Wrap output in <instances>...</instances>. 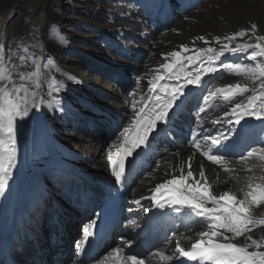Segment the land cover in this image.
Segmentation results:
<instances>
[{
  "label": "snow or ice",
  "instance_id": "obj_1",
  "mask_svg": "<svg viewBox=\"0 0 264 264\" xmlns=\"http://www.w3.org/2000/svg\"><path fill=\"white\" fill-rule=\"evenodd\" d=\"M55 35L60 43H67L58 33ZM244 37L248 39L238 42V38ZM196 39L208 46L191 49L181 45L180 51L168 53L165 62L153 70L155 74L148 81L147 93L141 95L139 100L132 101L133 115L128 125L119 131L109 145L107 160L111 175L115 184L123 187L127 167L134 165L141 153L147 155L161 134L167 133L172 119L178 115L187 96L191 95L192 89L188 86L199 87L204 76L216 73L221 68L250 81L251 86L249 83L236 82L216 87L203 96L207 103L216 97L231 101L236 96L250 93L246 100L236 103L225 113L226 119L211 122L214 126L226 123L238 125L239 128H229L227 134L220 131L217 135H194L191 146L195 151L186 162L179 165V174H175L176 166L166 161L168 168L164 174L171 175V178L157 184L150 190V196L141 199H148L152 207L165 210L157 213L158 216L169 215L167 210L179 214L177 218L187 216L190 222L185 225L186 228L205 226L206 230L198 233L199 238L187 250L181 247L177 239L172 254L164 251L156 253L164 264H172L174 257L184 258L180 264H264V218L258 219L252 214L253 208L264 205V174L248 176L244 187L239 189L241 196L233 191L216 194L212 191L213 185L208 181L203 163L199 165L198 173H194L192 165L193 156L199 153L213 165L220 166L225 173L234 172V168L227 166L228 161L220 154V150L236 148L245 139L248 128L246 117L264 120V34H257V24L251 23L248 28L214 37L219 49L210 46L209 39L204 36ZM225 53L243 54L242 61L214 66ZM46 60L47 63L41 65L39 57L29 53L28 47L13 50L11 47L6 49L0 43V195L5 194L9 181L14 177L18 137L26 119L32 118L42 104L51 108L55 103L57 110L64 111L60 101L46 102L41 97V69L55 68L56 72L61 71L50 55ZM64 76L68 81L79 83L74 75L65 72ZM181 80L184 82L181 83ZM47 87L48 95L51 96L53 91H61L63 84L57 85L53 77L48 80ZM130 95L135 97L136 93ZM205 111L203 106L199 108L200 113ZM249 159L259 160L264 166V147L252 148L240 156L241 161ZM161 167V164L156 165L157 170ZM254 167H248L245 171L251 173ZM134 203L143 207L141 200ZM149 211L151 208H144L145 213ZM132 223L135 228H141L136 221ZM152 224L153 217H147L143 227L147 230ZM95 226L96 221L93 220L84 228L83 239L77 248L94 235ZM257 229L260 230L259 235ZM172 235L175 238L177 234L173 232ZM130 247L131 241L125 240L97 260L96 264H149L138 254L125 252V248Z\"/></svg>",
  "mask_w": 264,
  "mask_h": 264
},
{
  "label": "rangeland",
  "instance_id": "obj_2",
  "mask_svg": "<svg viewBox=\"0 0 264 264\" xmlns=\"http://www.w3.org/2000/svg\"><path fill=\"white\" fill-rule=\"evenodd\" d=\"M141 1L142 0H0V43L4 44L6 49L11 47L13 50H16L17 48L25 46L28 47L29 53H34L35 56L39 57L41 65L47 63L46 57L50 55L55 65L61 69L60 72H56L55 68L41 69L42 88L40 89V92L42 99L46 102L48 97H50L49 99H52L51 96L48 95L49 89L47 85L49 79L54 77L57 85L63 84V87L70 85L69 93L66 94L65 102L62 104L64 111L69 115L66 119L67 121H63L55 116L49 119V117L45 115L47 107L42 104L40 110L35 114L33 127L39 131V135L41 134L42 137L44 136L48 139L49 142L47 143V147L51 146L52 143L65 147L68 152L75 156L72 158L75 163L84 165V162L87 159L86 155L85 158L81 155V147L76 142L78 136L87 137V140L95 144L90 156L92 159L90 160L94 162L107 160L109 145L116 139L119 131L128 125L129 120L133 115V109L131 107L132 101L134 99L139 100L141 95L147 93L149 86L148 81L151 76L155 74L153 70L158 69L159 65L165 62V56L168 53L177 51L179 45L182 42H186V38L188 37L191 28L201 27L206 31L208 29L213 30V27H216V24L219 22V27L217 26L218 29L223 25V30H229L232 21L235 19H233L235 14L232 12L234 8L238 9L240 7L241 10L242 8H249L251 13L248 17L250 19H253L258 15L260 11H264V0H201L198 4V1L194 0L192 3L194 8L190 9L188 14H182L184 13L183 3L178 2V0H171L168 4L169 15H165V18L163 19V22L166 25L161 24V29L163 26H167L168 31L160 34H152V37L149 36L148 41L145 43L146 45H144L145 49L143 47L142 50H136L133 48L137 46L139 40L134 36V33L136 32L137 34L139 28L132 25L133 23L130 21V17H132L134 13L132 14L129 12V5H134L138 7V10H141ZM185 5L187 8L188 3L185 2ZM180 7H182V9H180ZM157 9L158 8H154V10L151 12L149 11L148 14L145 13L149 18L148 25L146 26L152 30H154L155 26L159 24L157 23V15L159 12ZM157 28L159 27L157 26ZM111 32H115L118 36L115 42L116 44L109 43L106 40V34L108 33L109 36L113 37V40H115L114 37H117ZM55 33H58L59 37L66 39L67 43H60ZM101 35H104V41ZM116 47L118 48L116 49ZM130 48L132 51L128 52ZM185 54L188 55L190 53H184L183 55ZM119 57H121L122 60L129 61V63H127L128 65H118ZM89 58L92 59L93 63L90 62ZM220 63L217 60L216 65L214 66H218ZM65 72L74 75L77 81H82V84L68 81L66 76H64ZM97 73H102V75L100 76ZM114 73H119L122 76L119 74L114 75ZM85 75L87 76L86 78H81V76L84 77ZM111 75L112 79L118 77V83L115 84L113 80L112 82L114 84H111L110 79L106 81ZM238 80H243L251 86L250 81H246L241 76L230 74L228 71L227 73L223 72V75L214 79V81L209 83L205 89L208 94L209 90H214L216 87H220L225 83ZM124 82L127 83L125 91L121 89ZM80 85L82 87H80ZM74 87L77 89L74 90ZM62 90L63 88L61 89V92ZM118 91V95H115ZM53 93H55V91H53ZM130 93H136L135 97L130 95ZM101 94L106 95L107 98L109 97V100L105 102L108 106L104 105L105 103L102 101H99V95ZM247 95H250V93H246L243 96H237L235 99L228 102V106L243 99L246 100ZM80 97H84V99ZM112 97H114L115 100H112ZM66 100L70 101L72 104L69 105ZM219 101L223 104L225 102L223 99H220ZM120 102L121 104L124 102L123 104L127 109H123ZM119 105L120 107H118ZM117 107L120 111L124 112V115L120 111L114 109ZM217 108L215 106L213 107V112L216 113L214 118L223 114L220 118V120L223 121L226 119L225 113L227 110H221L224 109L223 107ZM51 109L52 111H55L53 105ZM96 115H101V118ZM37 117H39V119H37ZM227 118L230 119L229 117ZM95 122L102 126H110V123L117 122V125H115V131L112 133L114 139L113 137H105L104 132V135L99 137V139H103L104 136V144L101 142L98 143V139L96 138V135H98V125L96 126ZM221 124L224 125V129L233 127L231 124ZM217 129H219L218 126L216 128H209L210 132L205 131L202 133L205 135L211 133L213 135ZM106 130L108 131L109 129L106 128ZM190 135H192V133ZM263 139L264 131L261 132L260 135V140ZM106 140H109L110 143L107 141L108 144H106ZM158 143L159 145H157L155 149H160V152L157 154L153 151L158 155L157 161L154 163L151 170L145 173V175H142V177H138L136 181L132 183L130 190L131 195L134 194L136 197L140 198L144 196L147 197V194L150 192L149 188L154 189L155 186L161 183L162 179L167 176L164 174L165 170L168 168L167 162H169V160L167 156L169 153H174L175 149H173L174 147L169 146L166 147L168 150L167 152H162V146L164 145L161 141ZM176 144L178 143H175L177 148L178 145ZM257 144L258 142L255 140L251 146ZM97 150L98 153H95ZM38 152H41L42 154L43 152L47 153L48 150L40 149ZM153 152L151 153L154 154ZM147 155L143 156L141 159L145 158L146 161ZM145 161H136L134 164L137 166L136 168H139V165H144ZM39 162L40 161L35 162V164H38ZM157 164L162 165L159 170L156 168ZM134 172L135 170L129 173L127 186L130 183L129 180L132 178ZM52 175L58 176L57 173H51V171L44 172L42 180L45 182V187L47 185L49 188L55 186L54 183L48 184L51 177L54 178ZM72 176L73 178L71 179H73V181H71V183L74 182V184L70 185V187H66V190L60 189L59 192H54L52 197L63 198L65 193L69 194V196L71 193L75 195L76 201L73 202V209L80 214L75 220V225L78 226V221L82 224H80L79 227H76L79 229V237L83 233L85 222L91 217V213H89V208L85 206V203L83 204L85 206V212L84 210L80 211V208L77 206L78 203L81 205L82 202L85 201L83 198L86 195L84 196V189L82 188V182L85 180L76 175ZM76 178H79L77 182H80V184H76V181L74 180ZM86 183L87 181L84 185L87 186ZM94 185V183L91 185L92 190H88V192L92 194L94 193L95 196H100V193L93 191L95 186H97ZM140 187L144 188L142 192L138 191ZM47 191L48 190H44L43 193H41V196ZM81 194H83V197H81ZM41 196L38 198L40 203L37 208H35L38 213L32 216V222L26 228V231L29 230L30 232L28 233L27 231V233L24 234L25 237L20 238L18 240L19 243L17 244L20 245V248L19 246L18 248L21 252L26 254L30 251L27 253L28 255H34L32 243L29 245L28 241L30 238L34 239L41 234L43 237L44 233V238L42 239L43 244H47L49 241L46 239L47 230L44 226L49 224V219L54 218V215H50L49 210H47L53 203L50 199L44 201L41 200ZM135 196H132V198H136ZM48 202H50L48 207L43 206V204ZM66 205H68V203H64V206ZM40 209L44 210L40 211ZM58 209H60L62 216L56 218L54 221H58V224H62L61 231L64 230L66 237H68L69 234L72 236L71 232L68 231V225L65 222H67V218H71V215H74L73 212H67L61 205H58ZM66 214L70 216L66 217ZM41 215H44L41 217L43 223L37 225L35 221L39 219ZM83 216H85V221ZM22 223H24V221ZM50 224L52 223L50 222ZM185 225L183 226L182 233L185 235L188 234L187 237L184 238V241L190 246L191 242H195L199 238L198 233L206 229L205 226L201 225L198 227H191L187 230ZM58 226L55 225V227L59 229ZM32 229H34V231ZM128 231H132V226ZM73 232L75 233L74 230ZM177 238L178 240H181L180 236L174 239L172 238L174 241L173 244L175 245ZM39 247L44 248L43 246ZM160 249L173 252L172 249H174V247L171 242L160 247L156 252L161 251ZM11 258L16 262L18 261L15 257ZM46 258L48 260L50 259L48 256Z\"/></svg>",
  "mask_w": 264,
  "mask_h": 264
},
{
  "label": "bare ground",
  "instance_id": "obj_3",
  "mask_svg": "<svg viewBox=\"0 0 264 264\" xmlns=\"http://www.w3.org/2000/svg\"><path fill=\"white\" fill-rule=\"evenodd\" d=\"M178 2L183 3V8L185 11V9H187L185 2L183 0H178ZM141 3H142L141 10H138V7H136L134 5H129V9H130L129 12L132 14L134 13L133 14L134 17L133 16L130 17L131 18L130 21H131V23H133L132 25H135V26H137V28H139L138 33L137 34H136V32L134 33V36L139 40L138 41L139 43L137 44V46H135L133 48L136 50L137 49L142 50L144 45H146L145 43L148 41V37L149 36L152 37L151 36L152 34L153 35H154V33L160 34V33L168 31L167 26H163V28L161 29V27H162L161 24L166 25L163 22V19L165 18V15H169L168 14L169 8H167V10H165L164 12L162 10H159L160 12H158V15H157V20H158L157 23H159L157 26L159 28H157V26H155V29L152 30L151 28H148V26H146V25H148L147 23L149 20V18L146 15L148 14L149 11L151 12L154 10V7H152V6H155L156 0H153V2H150L149 0H142ZM151 3L153 5H151ZM143 5H144V7H143ZM246 8H242V10H241L239 7L238 9L234 8L232 10V12L235 14V17H233V19L234 18L235 19L232 21V24H231L229 30H223L222 29V28H224L223 25L220 26V29H218L217 26L219 27V25H218L219 22H218V24L215 23L217 26L213 27V30L208 29L206 31V30H203V28H201V27L191 28L189 31V35L186 38V42H182L179 45V47L177 48V51H180L181 45H187L191 49L208 46V45H204L202 41L197 40L196 37H198V36L206 37L210 41V46L216 47L217 49H219V45H216V43L213 39L214 37H216V36L223 37L225 35H229L235 31H238L242 28H248V27H250L251 23L257 24V34H264V11H260L258 15H256L253 19H250L248 16L250 15L251 10L249 8L248 9H246ZM145 13H147V14L145 15ZM182 14H184V13H182ZM177 16H180V15H177ZM211 26H212V24H211ZM210 28H212V27H210ZM247 39H248V37L238 38V42H242L243 40H247ZM194 41H195V43H193ZM144 49H145V47H144ZM131 51H132V49L130 48L128 52H131ZM133 51H135V50H133ZM249 52H251V50H249ZM183 54L184 53H182V55ZM242 56H243V54L225 53V55L223 57H220L219 59H220L221 63L234 64V63L241 62ZM127 63H129V61L122 60L121 57L118 58V65H128ZM223 72L227 73L228 71L225 70L224 68H221L220 71H218L219 75L217 77L223 75ZM117 74H119V73H114V75H117ZM119 75L122 76L121 74H119ZM211 75L212 74H208V75L204 76L202 78V84L199 87L188 86V88L192 89L191 95L187 96V99L185 100L184 104L179 109L178 115L172 119V121L168 127L167 133H162L160 136V138L161 137L162 138H168L171 136V134L174 136L175 142H174L172 147H174L173 149H175V152L169 153L167 157H168L169 162H171V164L173 166H176V173L175 174H177V175L179 174V165L186 162L188 157L192 156L193 152L195 151L193 149V147L191 146V141L193 140L194 135L198 134V131H199V133H202L205 131L210 132L209 128L210 129L216 128L218 126L219 129H217V131L213 135H217L218 132H220V131L225 132V134L228 133V128L224 129L223 124H217L214 126L211 123L213 120L220 119L223 116V114H220L219 117L214 118L216 113L213 112L214 109L212 108L213 105H211V103H214V106L216 108L217 107H219V108L223 107L224 109H221V110H227V112H229L231 110V108L236 103H239L242 101V100L238 101L231 106H228V102H230V101H225L224 104L221 101H219L220 99L222 100L221 97H216L212 101L207 102V103L204 102L203 96L207 95V91L205 88H207L208 84L217 78L214 76V78H212L210 80ZM86 77H87L86 75L84 77L81 76V78H86ZM180 82L183 83L184 81L181 80ZM236 82L245 83L243 80H238V81H233V82L231 81V82L223 84L220 87H223V86H226L229 84H233ZM161 83H164V81H161ZM168 83H175V81H168ZM77 84H82V81H80ZM69 87H70V85L63 87V90H62L63 93L61 91L55 92V93L52 92V95H51L52 99H49L50 97H48L47 101L58 100V101H60L61 106H62V104L65 102L66 94L69 93ZM80 87H82V86L80 85ZM188 88L185 89L186 93L188 92ZM75 89H77V88L74 87V90ZM118 93H119V91L115 95H118ZM111 99L115 100L114 97H112ZM107 100H109V97L107 98L106 95H102V94L99 95V101H102L103 103H105ZM130 100H128V101H130ZM123 103L121 104V102H120V105L122 106L123 109H127V107ZM104 105H107V103H105ZM120 105L118 107H120ZM53 106L55 107V109H54L55 111H52L51 108L47 107V112H45V115L47 117H49V119L52 118L53 116H55V117L60 118L63 121H67L66 119L69 115H67V113L65 111H56L57 110L56 105L53 104ZM201 106H203L206 109V111L203 113L199 112V108ZM118 107L114 108V109H116V111H120L118 109ZM211 108H212V110H211ZM120 112L122 114L124 113L123 111H120ZM96 116L101 118V115H96ZM34 118H35V115L32 116V118H30V119H26V122L23 125V128L21 130V134L18 137V145H17L18 150H17V162H16L17 167H16V169H14V177L11 181H9V187L5 190V194L0 195V233L5 234L8 231H13L15 234H17V232H18L19 239L24 238L25 237L24 234L27 233V231H28V233L30 232L29 230L26 231V228L32 222V216L34 214L38 213V211L35 208H37L38 204L40 203L38 198H40L41 193H43V191L45 190L44 189L45 182L42 180L44 177V172L51 171V173H57L58 175H65L67 178L69 177L70 180L73 181V179H71V178H73V176H69V174L66 171H68V170L78 171V169H80L82 171L91 170V171H98V172L106 175L107 178L114 181V177L111 175L108 160H106V161L101 160V161H97V162L90 160V159H92L90 156H91L93 146L95 144L92 143L91 141L87 140V137L78 136L76 139V142L81 147V151H82L81 155L84 156V158H85V155L87 156V159L85 160L84 165H82L81 167H77L73 163V160H72V158L75 156H73L70 152H68L65 149V147H63L59 144H56V143H52L51 146L47 147V143L49 142L48 139H46L44 136L42 137L41 134L39 135L38 134L39 131L33 127ZM229 118H231V117H229ZM245 119H246L247 124H248L245 139L236 148H230L227 150H224V149L220 150V154H223L228 161L227 166L234 168L235 169L234 172L225 173L220 166L213 165L211 162L207 161L204 157H202L199 153H196L195 156H193L192 165H193L194 173H198L199 165L201 163H203L206 176L208 177V181L213 185L212 191L216 194H219L223 191H233V192H236V194L238 196H241L242 193L239 192V189L244 187L248 176L264 174V166H262V163L259 160L249 159L246 162L240 160V156H241L240 153L242 151L240 149L246 148L245 142L247 140L249 141L252 139H255V140L258 139V135L264 129V120H257L256 121V119L254 117H246ZM104 121H105V119H104ZM255 121L257 122L256 124H255ZM103 124H105V123H103ZM236 128L238 129L239 126L236 125ZM259 128H261V129H259ZM192 130H193V132H192ZM191 133H192V135H190ZM163 134H165V135H163ZM249 136H250V138L248 139ZM159 139L156 142H154L152 150L150 152H153L155 150L156 145L159 142ZM175 143H178V144H176V145H178L177 148L175 146ZM257 146H259V147H257ZM162 147H163L162 152L168 151L167 148L165 147V145ZM261 147H264V142L259 140L258 144L255 146H251L249 148V150L251 148L259 149ZM40 149H43V150L46 149V150H48V152L47 153L43 152L41 154V152L40 153L38 152ZM235 150H240V153L237 154L236 152H234ZM95 153H98V150L95 151ZM143 156H145V154L141 153L140 158H142ZM87 160H89V161H87ZM137 160H138V158H136L135 162ZM38 161H40V162L38 164H35V162H38ZM135 166L136 165L134 164L132 166L127 167L126 176H125L126 182L122 187L123 190H127L128 175L131 171H134L133 169ZM252 166H255L253 172L249 173V172L245 171L246 168L252 167ZM185 168H186V164H185ZM170 178H171V175H167L164 179H162L161 183H163L165 180L170 179ZM74 180L76 181V184L77 183L80 184V182H77V180H79V178H76ZM84 180L85 181L82 182V185H83L82 188L84 189V193H86L87 198H83V200H85V201L82 202L81 205H80V203H78L77 206L80 208V211L84 210V212H85V206L87 208H89V213H91V217L88 220H86V222H85V225H86L88 222H90L91 219H92L91 221H93L95 219V217L94 218H92V217L97 212L96 207H97L98 202L100 201L102 196H95L94 193L93 194L89 193L88 190H92L91 185H93V184H90L91 182L88 180V178H86ZM86 181L88 184H90V185H88V187L86 185H84ZM63 190H66V189H63ZM143 190H144V188L140 187L138 191L142 192ZM150 190H151V188H149V191ZM101 193H103V190L101 191ZM151 194H152V192L150 191L149 194H147V195L150 196ZM132 196H135V195L134 194L129 195L130 208H132V210L134 212L138 213L142 207L137 206L134 203V201L141 200V204L143 205V209L141 210V212H143V214H139V220H138V223L141 225V228H135L132 225V231H127L123 235V241H125V240L131 241V247L125 248V251L127 249V250H130V253L138 254L140 256V258L146 259L149 262V264H164V262H161L159 260L158 256L155 255L156 253L148 254L147 251L141 250L140 248H138L134 242L135 237L138 236V237H140V239H142L145 236L142 234V228L144 226V220L146 219L144 217L145 216L144 215L145 214L144 208H151V211H149V212H152L154 214V216L159 221V223L160 222H167V225L165 226V230H171L169 236H171L173 234V232H176V234H177L176 237L180 236L181 240H182V238L183 239L186 238L188 234L185 235L182 233L183 226H184V225H182V221H178L179 223H177V224L175 223V221H176L175 218L179 217V214L171 213L170 210H167L169 212V215L158 216L157 213L164 212L165 210H161V209H157V208L152 207V202L148 199H141L140 197H136V196H135L136 198H132ZM81 197H83V194H81ZM144 197H146V196H144ZM84 203L86 204L85 206L83 205ZM263 206L264 205H261L259 208H253V210H252V214L255 217H257L258 219L264 218V207ZM48 208H49L48 210L50 212V215H54V218H52L51 223L57 225L58 221L56 222L54 220L56 218L62 216L60 209H58V205L51 204L50 207H48ZM72 212L74 215H71L72 216L71 218L75 221L76 218L80 214L77 213L75 211V209H72ZM67 216H70V215L66 214V217ZM66 217H65V219H66ZM84 218H85V216H83V219ZM185 218L189 219L187 216H185ZM20 219H23L24 223L22 225L18 226V222ZM170 219H172V220H170ZM178 219L183 220L182 218H178ZM53 221L56 223H54ZM84 221H85V219H84ZM187 221H189V220H187ZM49 223H50V221H49ZM65 223H67V225L69 226L68 222H65ZM80 224H81L80 221H78V226L75 225V223H74V225H72V228H71L72 232H73V230L75 231V233L74 232L71 233L72 236L70 238V241L72 242V245H74V246H75V240L78 238V231H79V229H77L76 227H79ZM83 224H84V222H83ZM58 227L60 230L59 233L61 235H63V239L62 238H60V239L63 242H65L64 240L67 237L65 236L64 230L61 231L62 224H60ZM84 228H86V226H84ZM32 230L34 231V229H32ZM180 230H181V232H180ZM75 234L77 236H75ZM259 234H260V230L257 229V235H259ZM81 235L79 236V238L82 237ZM30 239L33 240V238H30ZM168 239H170V237H168ZM122 242L119 245H121ZM18 243H19V241L17 242V244ZM191 243H193V242H191ZM18 246L20 248V245H18ZM190 246L186 247V246L181 244V247L185 248L186 250L188 248H190ZM115 247H117V246H115ZM115 247H113V248H115ZM25 250H27V249H25ZM40 250L44 251L45 248L41 247ZM29 252H27V253H29ZM164 252L166 254H172L173 253L170 251H164ZM27 253L24 254L23 258L20 261H17L16 263L17 264H37L36 256L28 255ZM74 254H76V251L73 252V248L69 250L68 254L66 251L65 258L67 261H69L68 262L69 264H71L70 262L72 261V257H74L73 256ZM3 258L6 259V254L0 253V259H3ZM10 258H8L6 261H9L12 259V258L11 259ZM182 259H184V258L174 257L172 264H180ZM2 264H4V263H2ZM46 264H48V263H46ZM191 264H192V262H191Z\"/></svg>",
  "mask_w": 264,
  "mask_h": 264
}]
</instances>
